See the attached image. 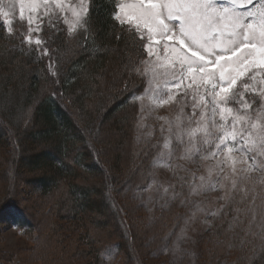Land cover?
Listing matches in <instances>:
<instances>
[{"label":"trees","instance_id":"trees-1","mask_svg":"<svg viewBox=\"0 0 264 264\" xmlns=\"http://www.w3.org/2000/svg\"><path fill=\"white\" fill-rule=\"evenodd\" d=\"M113 10V0H92L87 39L83 30L69 35L62 18H44L42 31L32 33L44 41L39 49L22 43L27 29L16 12L13 35L0 26V167L8 181L0 189V232L15 225L32 244L16 264H105L113 246L116 264H152L147 257L183 217L178 198L150 215L131 196L147 184L158 146L135 139L133 96L145 87L146 52L112 20ZM114 127L123 134L115 153L105 133ZM236 198L213 220L194 259L179 264H264V231L249 227L250 214L235 212L247 205Z\"/></svg>","mask_w":264,"mask_h":264},{"label":"snow or ice","instance_id":"snow-or-ice-1","mask_svg":"<svg viewBox=\"0 0 264 264\" xmlns=\"http://www.w3.org/2000/svg\"><path fill=\"white\" fill-rule=\"evenodd\" d=\"M91 2L16 0L19 20L27 29L26 33L21 30L22 43L34 44L39 49L44 41L39 35L33 39L32 33L42 31L44 18L49 24L63 18L69 35L83 30L87 39L91 34ZM113 3L112 20L133 39L141 41L147 53L148 59L141 63L145 65V73L149 69L152 72L150 83L154 84L155 94L150 99L155 100L156 106L172 102L180 94L185 106L190 101L192 113L187 125L181 126L179 116L176 125L175 138L183 146L184 155L199 153L203 159L216 158L219 171L218 179L210 184L213 190L225 187L219 176L225 167L229 168L231 192L222 197L228 205L221 208L231 205L239 194L241 199L236 203L249 201L244 211L253 221L259 215V226L264 231V210L257 213L255 205L257 185L264 187V0H113ZM14 7L10 5L5 11L0 6V16L5 18L0 26H8L9 36L13 35L14 27L7 17ZM44 54H48L47 48ZM133 99L140 97L134 95ZM170 146L171 140L166 139L163 147L170 149ZM166 155L171 157L172 151ZM238 163L245 167L237 168ZM253 173L261 175L254 178ZM208 177L211 180V169ZM199 179V185L191 186L193 193L208 187L203 176ZM240 211L236 209L237 213ZM210 214L218 215L219 210Z\"/></svg>","mask_w":264,"mask_h":264},{"label":"rangeland","instance_id":"rangeland-1","mask_svg":"<svg viewBox=\"0 0 264 264\" xmlns=\"http://www.w3.org/2000/svg\"><path fill=\"white\" fill-rule=\"evenodd\" d=\"M5 3L7 6L5 11L9 10L10 5H15L9 17L15 12L19 14V4L16 3V0H5ZM25 15H27V12H25ZM67 15L68 19L71 20L70 14ZM9 17L7 18L9 19ZM4 19L5 18L2 16V22ZM2 22L0 24H2ZM6 27L8 26H1L3 31H6ZM66 27H68L67 24ZM146 59H148L147 53L145 60ZM141 71L145 73V65H142ZM143 75L145 77V87L140 94L135 95L136 97H140V99H135L138 103L135 139L142 143L152 141L158 146V150L151 160L150 167H148L149 180L147 184L133 189L130 193L131 196L136 198L137 204L144 205L150 215H153L157 208H163L175 198L179 199V205H182L184 211L179 225L168 233L164 243L154 250L152 257H149V259L147 257L146 262L148 261V263L154 264L155 261H166L167 264H179L183 257H187L190 262L199 252L200 241L202 239L204 240V237L209 235L212 222L219 215L214 216L210 213L217 210H219L220 213L222 211L221 206L228 202L226 198L222 197H227L231 192L230 169L225 167L224 172L219 176L220 182L223 183L225 187L222 189L217 187L213 190L210 184L212 181L218 179L217 172L219 171L216 158L203 159L199 153L185 156L183 146H180L175 138L178 131L176 127L177 117L179 116L181 118V126L185 127L188 117L191 116L192 108L190 101L185 106L182 100L183 94H180L174 101L162 106H156L155 100L150 99V97H153L155 94L154 84L150 83L152 81V72L149 69ZM146 88L149 89L148 92L145 91ZM181 107H183V113H181ZM108 125L109 122H106L103 126L104 130L107 129ZM169 128H171V132H169ZM105 133L107 134L106 136H109L108 140L111 141V144L108 145L107 148L114 153L118 152L119 140L121 139V135H123L121 131L114 127V129L107 130ZM109 134H111V136ZM166 139L171 140L170 149H165L163 147ZM184 139L186 141L187 138L185 137ZM22 147L24 148V146ZM45 147L46 145L44 148ZM123 149L125 151L123 157H121L124 158L123 162L127 163L129 144H123ZM22 151H24V149H21V152ZM169 151H172L171 157L166 155ZM242 167H245V165L241 163L237 164V168ZM209 169L212 170L211 180H209L208 177ZM114 170L115 168L113 167V171ZM35 172L40 173L39 170ZM2 173H5V171L0 167V189H5L8 181H1L3 177L1 176L3 175ZM31 175L32 173L26 174V176ZM252 175L254 178H259L261 174L253 173ZM201 176L208 182V187L206 190L200 189L198 192L193 193L191 191V186L199 185V177ZM224 176H229L230 179L224 180ZM253 182L254 181L249 182V187ZM18 190L19 188H17V191ZM15 193L16 192H14L13 197L19 199L20 197ZM256 193L258 194L255 201V205L257 206L256 212L260 213L264 210V205H262V202H264V187L257 185ZM22 195L26 196L27 193L22 194L20 192V196ZM235 196L237 197V201L241 199L239 194ZM52 199H54V196ZM51 204H53V202ZM238 204H247L248 206L245 205V209L249 207V201L247 200ZM197 205L202 211L197 208ZM36 208L35 205L34 208L32 205L33 210ZM239 209L244 211V208L241 206H239ZM38 210L41 214L46 215L45 209L39 208ZM250 221L258 225H256V229L260 228L259 225L261 224V220L259 215L255 221L252 220L250 215L249 222ZM99 231L105 233L104 230ZM151 239L152 237H149L147 240ZM262 239L264 240V236ZM31 248V242H27L19 236V231L15 225L3 227L0 232V255H3L1 256L3 259L0 263L16 264L18 253L20 252L21 254L23 250ZM27 250H25V255L30 253V251ZM117 253V247L113 246V248L108 251L106 262L104 263L116 264ZM6 259H8V261Z\"/></svg>","mask_w":264,"mask_h":264}]
</instances>
